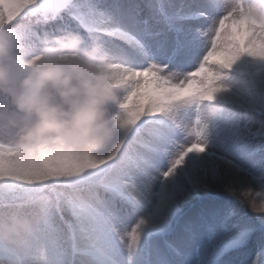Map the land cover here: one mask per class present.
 <instances>
[{
  "label": "snow or ice",
  "instance_id": "1",
  "mask_svg": "<svg viewBox=\"0 0 264 264\" xmlns=\"http://www.w3.org/2000/svg\"><path fill=\"white\" fill-rule=\"evenodd\" d=\"M10 24L104 37L133 87L107 151L0 143V264H264V20L224 0H0ZM210 189L226 201L184 217Z\"/></svg>",
  "mask_w": 264,
  "mask_h": 264
},
{
  "label": "clouds",
  "instance_id": "2",
  "mask_svg": "<svg viewBox=\"0 0 264 264\" xmlns=\"http://www.w3.org/2000/svg\"><path fill=\"white\" fill-rule=\"evenodd\" d=\"M224 3L264 20V0ZM132 87L102 36L0 25V143L107 151L119 135L114 110Z\"/></svg>",
  "mask_w": 264,
  "mask_h": 264
},
{
  "label": "rangeland",
  "instance_id": "3",
  "mask_svg": "<svg viewBox=\"0 0 264 264\" xmlns=\"http://www.w3.org/2000/svg\"><path fill=\"white\" fill-rule=\"evenodd\" d=\"M226 199L227 197L224 195V193L219 192L216 189L204 191L199 196L193 197L191 200L182 204L184 217L191 216L196 210L199 209L210 210L211 208L224 203ZM134 222V218H128L126 224L131 226L134 224Z\"/></svg>",
  "mask_w": 264,
  "mask_h": 264
}]
</instances>
